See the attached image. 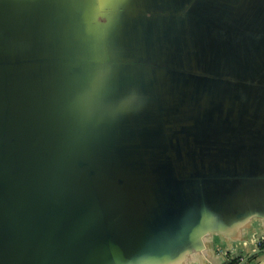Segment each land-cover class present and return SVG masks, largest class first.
I'll return each mask as SVG.
<instances>
[{"label":"water","instance_id":"obj_1","mask_svg":"<svg viewBox=\"0 0 264 264\" xmlns=\"http://www.w3.org/2000/svg\"><path fill=\"white\" fill-rule=\"evenodd\" d=\"M253 220L264 0H0V264H199Z\"/></svg>","mask_w":264,"mask_h":264},{"label":"crops","instance_id":"obj_2","mask_svg":"<svg viewBox=\"0 0 264 264\" xmlns=\"http://www.w3.org/2000/svg\"><path fill=\"white\" fill-rule=\"evenodd\" d=\"M260 225L259 221L253 220L252 221V227L248 230H245V232L242 235V240H233V242H227L222 237L216 236V237H210L208 238L207 242V249L203 254H200L198 258H196L199 261V264H221L220 255L218 254L215 256L214 249H225L231 248L234 250L235 254H238L239 252L243 251L245 253L249 252H255L258 249L257 238L255 234L252 232V229L257 230ZM219 250L217 251V253Z\"/></svg>","mask_w":264,"mask_h":264},{"label":"built area","instance_id":"obj_3","mask_svg":"<svg viewBox=\"0 0 264 264\" xmlns=\"http://www.w3.org/2000/svg\"><path fill=\"white\" fill-rule=\"evenodd\" d=\"M260 244H261V246H260ZM257 245H258V247L260 246V247L264 248V237L257 240Z\"/></svg>","mask_w":264,"mask_h":264},{"label":"flooded vegetation","instance_id":"obj_4","mask_svg":"<svg viewBox=\"0 0 264 264\" xmlns=\"http://www.w3.org/2000/svg\"><path fill=\"white\" fill-rule=\"evenodd\" d=\"M260 246H261V244H260ZM260 246L258 248L263 250L264 248L263 247H260Z\"/></svg>","mask_w":264,"mask_h":264},{"label":"trees","instance_id":"obj_5","mask_svg":"<svg viewBox=\"0 0 264 264\" xmlns=\"http://www.w3.org/2000/svg\"><path fill=\"white\" fill-rule=\"evenodd\" d=\"M237 262L236 261H234L232 264H236Z\"/></svg>","mask_w":264,"mask_h":264},{"label":"rangeland","instance_id":"obj_6","mask_svg":"<svg viewBox=\"0 0 264 264\" xmlns=\"http://www.w3.org/2000/svg\"><path fill=\"white\" fill-rule=\"evenodd\" d=\"M257 244V243H256Z\"/></svg>","mask_w":264,"mask_h":264}]
</instances>
